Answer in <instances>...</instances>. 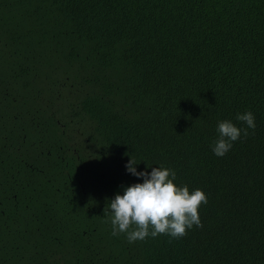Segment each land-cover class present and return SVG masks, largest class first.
I'll use <instances>...</instances> for the list:
<instances>
[{
    "label": "trees",
    "instance_id": "16d2710c",
    "mask_svg": "<svg viewBox=\"0 0 264 264\" xmlns=\"http://www.w3.org/2000/svg\"><path fill=\"white\" fill-rule=\"evenodd\" d=\"M130 157L202 227L114 236ZM0 264H264V0H0Z\"/></svg>",
    "mask_w": 264,
    "mask_h": 264
},
{
    "label": "clouds",
    "instance_id": "9594fccd",
    "mask_svg": "<svg viewBox=\"0 0 264 264\" xmlns=\"http://www.w3.org/2000/svg\"><path fill=\"white\" fill-rule=\"evenodd\" d=\"M236 120L244 122L247 127L241 129L230 120L218 122L219 137L212 147L217 157H223L242 132L247 136L248 129L254 130L256 127L255 116L250 111L238 114ZM137 164L130 157L125 167L132 175L143 178V182L124 188L122 195L116 194L109 201L114 236L127 233L128 242L133 243L149 235L155 238L166 234L180 238L194 225L202 227L199 209L207 203V196L202 190L190 192L187 185L178 186L175 183L176 172L170 168L153 167L150 173L138 172L135 167Z\"/></svg>",
    "mask_w": 264,
    "mask_h": 264
}]
</instances>
